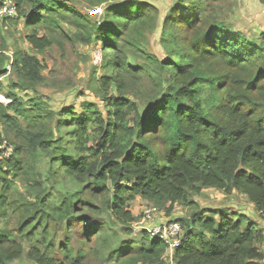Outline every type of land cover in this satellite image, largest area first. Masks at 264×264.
<instances>
[{
    "label": "trees",
    "instance_id": "obj_1",
    "mask_svg": "<svg viewBox=\"0 0 264 264\" xmlns=\"http://www.w3.org/2000/svg\"><path fill=\"white\" fill-rule=\"evenodd\" d=\"M14 1L18 14H25L30 6L28 21L33 28L25 39L37 53L51 45L49 36L39 34V29H59L79 43H91L94 38L104 41L105 49L112 51L107 65L117 72L101 79L100 85L115 82L118 95H107L106 116L88 101L81 102L79 112L69 106L56 114L40 97L29 99L28 104L14 93L6 95L10 101L0 103V123L18 143L12 142L14 153L6 171L0 170L1 214L7 207L18 210L24 238L39 232L41 240L34 238L49 250L51 242L43 235L48 218L74 217L81 205L97 209L91 204L95 200L130 233L134 216L129 205L138 195L160 208L180 204L190 209L189 222H182L184 240L172 253L173 264H264V230L257 222L246 214L212 213L192 198L204 187L228 194L235 190L264 213V32L256 40L234 31L225 19L213 14L216 4L207 2H218L221 7L219 0L175 1L167 22L160 25L166 60L145 55L148 62L143 69L157 91L145 100L138 91L145 102L139 110L138 101L124 93L129 82L120 74L135 73L129 69L134 68L129 64L134 54L119 50L115 41L122 37L128 47H137L121 35L119 22L137 31L139 23H146L144 8H153L151 4L87 0L90 7L104 10L102 21L93 22L65 1ZM63 22L76 30L65 33L60 29ZM13 66L18 71V82L13 85L23 90H34L44 79L36 56L22 53ZM218 68L220 74H215ZM65 126L73 128L61 134ZM39 152L49 156L54 171L82 184L73 194L75 201L64 198L50 213L42 208V196L24 202L11 189L9 178L10 173L27 175L33 166L28 165V157L33 161ZM101 228L102 224L86 226L83 235L94 237ZM143 235L148 245L133 250L129 259L161 264L166 245L144 231ZM4 237L0 235V245ZM85 245L74 256L67 252L70 247L62 246L61 260L39 253L37 247L30 252L41 256L40 264H92ZM130 251L124 247L115 252L126 256ZM6 260L0 252V264Z\"/></svg>",
    "mask_w": 264,
    "mask_h": 264
},
{
    "label": "rangeland",
    "instance_id": "obj_2",
    "mask_svg": "<svg viewBox=\"0 0 264 264\" xmlns=\"http://www.w3.org/2000/svg\"><path fill=\"white\" fill-rule=\"evenodd\" d=\"M59 1H65V4L78 8L87 16H91L89 18L93 22H101L104 16V10L92 13V10L95 11L98 8L90 7L87 0ZM125 1L127 0H121V2ZM131 1H137L141 4L149 3L153 6V8H144L146 15L143 19L146 20V23H139L137 31L130 27H124L123 22H119L122 30L121 35H127L129 41L137 43L136 48L128 47L122 37H120V40L115 41L119 50L124 49L126 54H134V58L129 57L130 67L134 68L129 69H135V73L125 74L123 72L120 74L129 82V85L124 89V93L131 100L138 101L139 110H141L145 106V102L141 101L143 97L141 93L144 94L143 99L145 100L151 98L157 91L156 86L149 83L146 77L147 73L143 69L148 62L145 55L149 54L156 56L159 60H166V54L159 40L160 25L167 22V14L176 5L175 1L177 0ZM193 1L185 0L187 3ZM219 1L221 7L218 2H207L215 3L217 7L213 14L220 19H225L226 23L231 26L232 14L234 13L230 4H234L235 1ZM106 4L109 5L110 3H104V5ZM111 5L115 6L116 4ZM233 7L235 6L233 5ZM26 9L25 14H18L16 18L0 20V95L8 96L14 93L28 104L29 99L40 97L45 101L46 107L56 114L69 106H74L76 111L79 112L81 102L88 101L95 103L106 116L104 104L107 95H118L115 82L110 81L108 85H104L105 87L100 85L101 79L110 78L117 72L116 67L107 65L109 58L112 56V51L106 50L104 41L100 39L94 38L91 43H79L69 36H65L59 29L53 31L46 28L39 29L38 32L39 34L46 33L51 40V45L43 53H37L25 39V35L33 28V22L28 21L31 12L30 6H26ZM60 29L66 30L65 33L76 30V28L64 22L63 28ZM249 38L255 39L251 36ZM22 53L36 56L43 67L41 74L44 79L37 84L34 90H23L13 85L14 82H18V71L13 63L20 58ZM215 74H220V68L215 71ZM161 75L163 74L161 73ZM219 94L222 95L221 92ZM2 101L5 104L7 103L4 99ZM9 113L13 114L11 110H9ZM55 118L58 119V115ZM56 119L52 121L53 124ZM72 128V126H65L62 128L61 134ZM1 132H4V134H0V170L6 171L7 160L10 158L5 150L6 143H18V140L12 134H7L0 123ZM28 158V165L33 164V166L28 169L27 175L12 176L11 173L9 174V178L13 180L11 189L14 193H20L21 197L24 198V202H35L38 196H42V208L50 213L51 208L58 205L64 198H71L72 201L76 200L73 194L80 190L81 183L61 171H54V165L50 163L48 155L39 152L35 155L33 161L32 158ZM192 198L197 201L200 208L212 213L220 211L232 216H236L234 215L236 213L246 214L248 218L257 222L259 228L264 230V213L258 212L254 205L238 191L234 190L228 194L216 188L204 187ZM91 204L97 209H91V205H86L87 207L81 205L74 217L63 221L48 218L45 225L47 232L43 235H46L51 242L49 250L45 249L44 244L39 245V241L34 238L40 239L41 233L39 232L35 231L33 235L24 238V230L20 231L18 227V210L7 207L3 214L0 211V235L5 236L4 242H1L0 245V252L7 258L6 264H40L41 256L31 253V247L39 248L41 254L45 253L46 256L61 260L63 258L62 246L67 245L70 247L67 252H71L70 255L74 256L84 242L87 245L83 247V250L87 251L89 263L144 264L139 260H135V258L129 259V255L133 250L137 251L141 245H148L140 227H132L131 232L128 233L122 229L123 227L118 221L109 216L107 210L99 206V200H95ZM150 204L152 203L138 195L130 201L129 209L134 216L133 223L137 224L142 217L143 209ZM158 208L160 209V217L163 220L177 219L181 222V225L182 222H189L187 215L190 209L186 206L166 204L165 207ZM209 214L211 213L209 212ZM78 216H82L86 220L82 221ZM93 224H102V228L97 231L94 237L83 235L84 228ZM187 226L191 227V224ZM124 247H130L131 251L126 256H119L118 252L115 251ZM261 250L264 251V245ZM161 264H172L167 251H165Z\"/></svg>",
    "mask_w": 264,
    "mask_h": 264
},
{
    "label": "built area",
    "instance_id": "obj_3",
    "mask_svg": "<svg viewBox=\"0 0 264 264\" xmlns=\"http://www.w3.org/2000/svg\"><path fill=\"white\" fill-rule=\"evenodd\" d=\"M102 10L98 8L92 13H97ZM17 3L14 0H2L0 2V20L4 18H16ZM5 102H9L4 98ZM4 101L0 98V103ZM5 150L10 156L14 151V147L10 142L6 143ZM14 153V152H13ZM132 227L138 228L148 233L151 239L161 240L166 245V251L169 253V258L172 263V253L174 249L180 246L184 240V231L181 222L178 220H163L160 217V209L153 204L145 207L142 212L141 219L136 223L132 222Z\"/></svg>",
    "mask_w": 264,
    "mask_h": 264
},
{
    "label": "crops",
    "instance_id": "obj_4",
    "mask_svg": "<svg viewBox=\"0 0 264 264\" xmlns=\"http://www.w3.org/2000/svg\"><path fill=\"white\" fill-rule=\"evenodd\" d=\"M234 1L235 2L234 4L232 3V7H231L233 10L232 12L234 13L232 14V22H231L232 29L234 31L244 34L247 37L250 36L253 38L255 37V39L258 40L260 34L264 32V0H234ZM233 5L235 7H233ZM2 95L5 98L7 97L4 94ZM2 133L4 134V132H1L0 134ZM171 220H177V219H171Z\"/></svg>",
    "mask_w": 264,
    "mask_h": 264
},
{
    "label": "bare ground",
    "instance_id": "obj_5",
    "mask_svg": "<svg viewBox=\"0 0 264 264\" xmlns=\"http://www.w3.org/2000/svg\"><path fill=\"white\" fill-rule=\"evenodd\" d=\"M94 10H92L91 12H93ZM0 98H1V100H3V97H2V95H0Z\"/></svg>",
    "mask_w": 264,
    "mask_h": 264
}]
</instances>
